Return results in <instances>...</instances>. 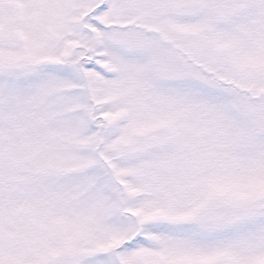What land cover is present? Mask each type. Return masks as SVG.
<instances>
[{
    "label": "snow or ice",
    "instance_id": "6c2138e0",
    "mask_svg": "<svg viewBox=\"0 0 264 264\" xmlns=\"http://www.w3.org/2000/svg\"><path fill=\"white\" fill-rule=\"evenodd\" d=\"M0 264H264V0H0Z\"/></svg>",
    "mask_w": 264,
    "mask_h": 264
}]
</instances>
